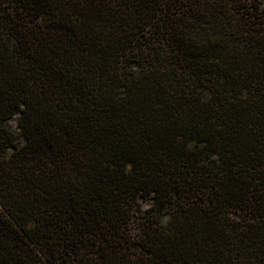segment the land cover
Segmentation results:
<instances>
[{"label": "trees", "instance_id": "1", "mask_svg": "<svg viewBox=\"0 0 264 264\" xmlns=\"http://www.w3.org/2000/svg\"><path fill=\"white\" fill-rule=\"evenodd\" d=\"M0 264H264V0H0Z\"/></svg>", "mask_w": 264, "mask_h": 264}, {"label": "rangeland", "instance_id": "2", "mask_svg": "<svg viewBox=\"0 0 264 264\" xmlns=\"http://www.w3.org/2000/svg\"><path fill=\"white\" fill-rule=\"evenodd\" d=\"M16 121L15 119L8 121L7 122V127L11 130V131H16V125H15Z\"/></svg>", "mask_w": 264, "mask_h": 264}]
</instances>
